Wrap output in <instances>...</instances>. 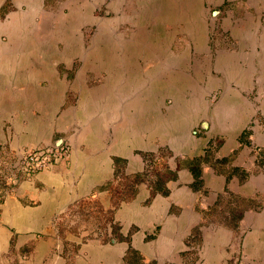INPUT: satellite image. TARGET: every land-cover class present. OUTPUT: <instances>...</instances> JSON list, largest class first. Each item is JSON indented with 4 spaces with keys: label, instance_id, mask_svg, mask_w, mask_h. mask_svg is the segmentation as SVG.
I'll list each match as a JSON object with an SVG mask.
<instances>
[{
    "label": "crops",
    "instance_id": "crops-1",
    "mask_svg": "<svg viewBox=\"0 0 264 264\" xmlns=\"http://www.w3.org/2000/svg\"><path fill=\"white\" fill-rule=\"evenodd\" d=\"M235 8L233 24L221 26L231 47H207L200 18L180 16L189 42L171 48L172 56L166 49L157 54L150 69L143 70L134 56L132 64L111 62L109 70L81 64L72 79L64 72L65 56L37 52L25 43L35 32L34 6L28 20L20 21L24 12L15 11L0 17V145L15 154L49 147L59 138L66 150L52 167L20 179L0 203V264H14L24 245L30 249L21 264H120L128 244L155 264H183L186 241L201 223L200 209L212 205L224 188L258 204L243 212L239 225L246 229V250L264 260V173L226 182L224 173L202 162L201 186L194 188L186 164L203 157L214 141L219 144L213 157L231 159L235 166L247 165L246 157L264 147V125L251 122L257 114L264 118V0H235ZM161 48L143 49V55ZM99 70L105 75L92 82ZM159 149L169 153L168 169L176 168L177 159L184 164L164 183L165 194H151L142 180L134 196L113 209L122 236L133 228L129 242L66 238L78 247L71 259L64 254L56 218L88 196L108 206L106 191L95 188L113 179L112 158L124 160L125 174L139 173L143 154ZM205 227L200 258L204 264L220 263L224 240L216 235L228 230Z\"/></svg>",
    "mask_w": 264,
    "mask_h": 264
},
{
    "label": "rangeland",
    "instance_id": "rangeland-1",
    "mask_svg": "<svg viewBox=\"0 0 264 264\" xmlns=\"http://www.w3.org/2000/svg\"><path fill=\"white\" fill-rule=\"evenodd\" d=\"M16 1L15 6H13L14 4L12 5L11 0H3L0 8V17L3 19L2 15L4 13L15 11L20 14L24 12L21 17L19 16L20 18L18 17L20 21L28 20L34 6L35 10L32 13V20L35 32L34 34L28 33L25 43L30 45L33 43L32 47L37 52L42 51L44 54L56 53L55 56L61 58L65 56L67 67L64 72L68 79L74 77L76 70L81 64L92 68L109 70V67L112 66L111 62H123L124 65L126 63L132 64L134 56L140 57L137 58V61L143 70L150 69L156 63L155 56H158L163 50L166 49V52L170 54L171 48L176 47L181 42H189V36L181 31L186 24L179 23L177 20V17L180 16H198L200 18L202 24L207 27V47L224 46L227 48L233 46L232 38L228 35V31L222 30L221 26L222 23L227 21L230 25L233 24L236 15L235 0ZM4 10L6 11L3 12ZM186 12L188 13L187 15ZM19 24H22V22H19ZM173 25L176 28L179 27L180 30L174 31ZM162 29L164 30L162 31ZM156 37L162 40L159 42ZM192 43L195 44L194 42ZM157 46H162V48L156 52L143 55V49ZM170 56L172 55L170 54ZM105 70H99L98 76L96 77L95 75L92 82H97L102 75L104 76ZM217 93L214 92L212 97H216ZM71 101H74V99L72 98ZM67 104L68 101L65 105ZM251 122L252 124L254 122L264 125V118L257 114ZM244 138L245 134L242 136V142L245 141ZM57 139L59 138H56L49 148L62 145L61 139L58 144H55ZM218 142L214 141L212 146L216 148L215 145ZM213 147H211L210 155L204 162L209 164L216 172L224 173L225 178L229 174V178L234 177L241 183L250 174L264 173V147L256 149L252 154H249L245 159L247 165L244 166L232 165L231 159L214 158L213 152L215 148ZM33 149L35 148L24 149L15 154L10 152V156L6 157L7 159L4 158V161L0 159V176L3 177L4 190L3 199L9 194L7 193V189L10 188L8 183L11 180L14 183V178L23 174V169L19 167L20 157L25 152ZM0 150V152L8 151L6 147L1 145ZM163 154L164 152L157 155L156 164L150 168L148 167L147 173L141 179V181L145 180L148 186L156 180L155 175L159 178L165 177V171L162 167L165 156H160ZM59 160L61 158L56 161ZM243 177L246 178L244 179ZM24 178L30 177L26 176ZM241 178L243 179L240 180ZM131 183V178H126L118 172L116 178L103 190L109 196L108 206L103 205L97 196H88L74 202L64 214L56 218L54 221L55 233L58 238L64 237L61 248L64 254L71 259L78 247L77 244L71 243L66 238L76 237L82 242L88 239H97L103 243L117 241V235L118 233L120 234L119 228H116V225L112 223L114 222L113 219L112 222L110 221L109 210L111 204L116 201V197L118 199L120 196L127 195L133 188ZM230 193L222 194L218 203L209 210H202L200 214L202 217L201 223L191 232L190 237L186 241L189 247V254L186 257L187 261L183 262V264H204V258H200L201 229L205 230L208 228L205 226L208 225L212 229L221 226L228 230L227 232L221 231L220 236L216 235L217 239L224 240L221 245L223 259L220 263L212 262V264H264V260L257 258L253 254V250L247 251L244 247L242 239L246 229L240 228L239 225L243 212L246 210H257L258 204L253 203L252 200L247 201L232 192ZM240 212H242V215L237 219ZM132 231L133 228L127 232L126 236L130 235ZM22 254L18 252L17 256H14V264H21L20 260L26 257ZM133 264H137L136 261H133ZM208 264L211 263L208 262Z\"/></svg>",
    "mask_w": 264,
    "mask_h": 264
},
{
    "label": "trees",
    "instance_id": "trees-1",
    "mask_svg": "<svg viewBox=\"0 0 264 264\" xmlns=\"http://www.w3.org/2000/svg\"><path fill=\"white\" fill-rule=\"evenodd\" d=\"M244 133H242L243 135ZM219 142L216 143V147L218 146ZM213 143H209L206 145L205 147V150H204V155L203 157H193L191 158L186 164L193 176V182H192V186L194 188H199L201 186V182H200V179H199V175H200V171H201V168H200V164L202 162H204L205 160H207V158L209 157L210 155V151H211V147ZM215 148V147H213ZM1 151V150H0ZM164 152L163 155H160V156H165V159L163 160V165L162 167L164 168V171H165V177L164 178H159L157 175H155L156 177V180L154 182L151 183V185H149L148 187L150 188V192L151 194H154L156 192H159V193H162V194H165L166 193V188L164 187V183L166 181H168L169 179H173L175 176H176V170L182 165L184 164V161L183 159H177V163H176V168L174 170H170L168 169L167 165H166V159L168 158L169 156V153L168 151H166V149H159L158 152L156 154H152V153H145L143 154V158H144V169L142 172H139V173H133V174H125L124 171H123V165H124V160L123 159H120V158H115L113 157L112 158V164H113V179L111 181H108L106 183H103L99 186H97L95 188V191H102L104 189H106L110 184L111 182L116 178V174L119 172L121 175H123L124 177L126 178H131L132 179V189L128 192L127 195H124V196H120L116 197V201H114L111 206H110V212H109V219L110 221L112 222V212H113V209H115L119 204L120 202H124V201H127L129 200L130 198H132L136 192V187L138 185V183L141 181V179L145 176V174L147 173V169L148 167H152L153 165L156 164V161L158 159V154ZM7 156H10V151H5V152H0V159H2L4 161V158L7 159L6 157ZM224 160V158L222 159ZM11 161H12V158H11ZM18 170V169H17ZM22 176V177H21ZM27 175H25L24 173L21 174L20 176H16L15 179V182L12 183V180L8 183V186L10 187L8 190L7 193H10L11 190H13L12 188L15 186V184L20 180V179H23L24 177H26ZM33 176L32 173L29 174V176L27 177H31ZM229 174H227L226 176V181L228 180L229 178ZM244 178V177H243ZM243 178H241L240 180H242ZM246 178V177H245ZM244 178V179H245ZM3 177L0 176V203L2 202L3 200V194H4V190H3ZM13 179V178H11ZM5 184V183H4ZM224 193H227V194H231L229 191H227L226 188H224V190L222 191V193H220L216 199V201L214 202L213 205H210V206H207L206 208H203V209H210L211 207H213L214 205H216L221 197L222 194ZM203 209H200V214L202 212ZM242 215V212H240L237 216V219H239ZM202 218V217H201ZM113 224L116 225V228L118 226V223L116 222H112ZM195 230V229H194ZM193 230V231H194ZM192 231V232H193ZM129 234L127 236H122L118 233L117 235V241L119 240H124V241H127L129 242ZM30 247L27 246V245H24L22 247H20L18 249V252H20L21 254L23 253L25 256H27V252L29 251ZM22 254V255H23ZM133 261H136L137 264H154L153 261H147L144 259L143 256H141V254L136 251L135 249H133L129 244H128V247L124 253V256L122 258V261L120 264H133Z\"/></svg>",
    "mask_w": 264,
    "mask_h": 264
},
{
    "label": "built area",
    "instance_id": "built-area-1",
    "mask_svg": "<svg viewBox=\"0 0 264 264\" xmlns=\"http://www.w3.org/2000/svg\"><path fill=\"white\" fill-rule=\"evenodd\" d=\"M66 154L65 148L62 147H40L29 152H25L19 161V167L22 172L29 176L30 173L35 174L38 171L49 168L57 159L62 158Z\"/></svg>",
    "mask_w": 264,
    "mask_h": 264
},
{
    "label": "water",
    "instance_id": "water-1",
    "mask_svg": "<svg viewBox=\"0 0 264 264\" xmlns=\"http://www.w3.org/2000/svg\"><path fill=\"white\" fill-rule=\"evenodd\" d=\"M204 127L205 126V123L203 122L202 124H201V127ZM60 142V139H57L56 141H55V144H58Z\"/></svg>",
    "mask_w": 264,
    "mask_h": 264
}]
</instances>
